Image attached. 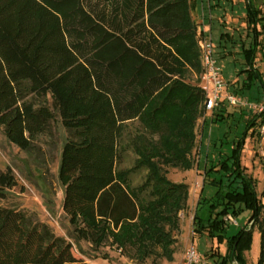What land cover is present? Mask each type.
I'll list each match as a JSON object with an SVG mask.
<instances>
[{
    "label": "trees",
    "instance_id": "1",
    "mask_svg": "<svg viewBox=\"0 0 264 264\" xmlns=\"http://www.w3.org/2000/svg\"><path fill=\"white\" fill-rule=\"evenodd\" d=\"M79 1L97 24L122 39L134 63L147 62L155 75L142 88L103 70L94 55L68 36L63 6L53 0H0V126L27 152L64 131L59 179L63 209L77 240L94 246L111 242L140 263L152 257L171 261L190 186L171 182L168 168H193L196 126L206 101L204 89L187 79L203 72L193 3ZM254 2L246 0L249 33L241 46L246 80L239 90L232 89L242 96L254 88L264 94V14ZM248 100L261 104L264 97ZM259 116L224 103L204 121L230 127L225 140H216L218 150L233 146L230 154L220 151L216 161L208 157L212 141L208 146L204 181L217 192L199 200L193 217L194 235L217 247L227 245L225 254L212 247L206 253L213 264H242L239 257L252 229L230 236L225 218L249 204L261 234L257 264H264V203L241 164L249 132L259 135ZM136 121L140 131H128ZM131 150L136 163L124 169ZM140 171L147 172L146 178L134 185L132 176ZM10 177L11 172L0 176V264H84L74 255V245L36 212L9 203Z\"/></svg>",
    "mask_w": 264,
    "mask_h": 264
},
{
    "label": "rangeland",
    "instance_id": "2",
    "mask_svg": "<svg viewBox=\"0 0 264 264\" xmlns=\"http://www.w3.org/2000/svg\"><path fill=\"white\" fill-rule=\"evenodd\" d=\"M53 1L55 4L63 6L64 10L61 16L68 36L74 37L85 51L94 55L103 70L111 69L116 72V78L126 76L129 80L137 82L142 88L155 75L153 67L147 62L134 63V54L130 52L122 39L97 24L81 1ZM196 1L191 0L193 3L191 16L198 27L202 51L200 63L203 62L204 40L209 37L216 47V55L229 90H239L243 81L246 80L244 70L247 68L243 61L241 47L242 43L248 39L249 33L245 19L246 0H199V3ZM215 1H218V5H214ZM254 1L264 14V0ZM208 5L211 9V17H209V12L203 11ZM217 7L218 13L216 14L214 9ZM204 28L208 29L203 30ZM202 30L206 32H202ZM258 56L260 58V54ZM202 68L203 72L200 76L191 74L187 78L188 82L194 85L198 84L201 88L203 85L202 76L205 72L203 63ZM242 97L246 100H256V98H263L264 94L254 88L251 91L244 90ZM204 104L201 106V114L196 126V150L191 155L193 168L190 170L168 168L167 177L171 182L190 186L188 207L180 213V232L175 235L173 260L152 257L145 263H140L122 253L111 242L102 246H94L85 240L75 238V227L70 223L63 209L65 192L59 179L61 152L65 143L64 131H60L52 138H43L33 151L27 152L15 145L5 135L4 127L0 126V176L5 172H11V177L6 185L9 203L24 208L30 213L36 212L39 219L48 224L58 236L65 237L74 245V255L84 260V264H181L190 244L196 246L203 256L204 264H213L212 260L206 259V253L212 247L215 251L225 254L227 245L224 243L217 247V243L194 235L193 217L199 200L201 198L203 200L211 199L217 192V188L204 181L203 170L208 146L212 141L208 157L215 161L218 159L220 151L230 154L233 146H231L232 143H227L222 148L220 147V150L214 146L215 143L218 145L216 140L220 137L226 139L225 136L229 133L230 127L220 126L217 123L211 126V122L205 125L204 121L211 115L206 113ZM140 128L141 125L137 121L128 125V131L138 133ZM248 135L241 154V164L246 172L255 179L257 194L261 198L260 201L264 203V196H262L264 192V137L257 135L256 132L254 134L252 131ZM232 138L233 135L230 136V140ZM136 159L137 156L133 151H129L122 167L124 169L134 167ZM146 175V171L134 173L132 176L134 185L144 182ZM253 207L252 204L243 205L238 215L231 214L225 218L230 236L237 234L245 227L252 229L249 245L239 257V262L242 264H257L261 253V234L256 222L252 221ZM229 217H233L237 223L230 225L227 221Z\"/></svg>",
    "mask_w": 264,
    "mask_h": 264
},
{
    "label": "built area",
    "instance_id": "3",
    "mask_svg": "<svg viewBox=\"0 0 264 264\" xmlns=\"http://www.w3.org/2000/svg\"><path fill=\"white\" fill-rule=\"evenodd\" d=\"M204 12H209L211 17V9L208 5L203 9ZM203 65L205 72L203 77L202 88L206 93V113L212 115L222 104H228L231 107L243 108L253 113L259 114L257 131L260 136L264 137V102L261 104L249 102L244 97L229 90L224 79L223 69L218 60L216 47L211 38L206 37L203 43ZM230 225L236 224L237 221L233 217L227 219ZM181 264H204L203 256L200 254L194 244L187 247L184 260Z\"/></svg>",
    "mask_w": 264,
    "mask_h": 264
},
{
    "label": "crops",
    "instance_id": "4",
    "mask_svg": "<svg viewBox=\"0 0 264 264\" xmlns=\"http://www.w3.org/2000/svg\"><path fill=\"white\" fill-rule=\"evenodd\" d=\"M197 2L199 3V0H197ZM214 5H218V1H215L214 2ZM215 10V12H216V14L218 13V7L217 8H215L214 9ZM208 28H204L203 30H207ZM202 30V32H206V31H203ZM203 141V140H202ZM201 149H202V147H201ZM199 163L201 164V161H199ZM202 165V164H201ZM202 168V167H201Z\"/></svg>",
    "mask_w": 264,
    "mask_h": 264
}]
</instances>
